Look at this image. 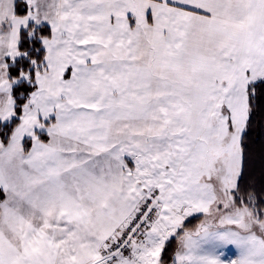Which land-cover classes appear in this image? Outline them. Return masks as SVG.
Returning a JSON list of instances; mask_svg holds the SVG:
<instances>
[{"label": "snow or ice", "instance_id": "obj_1", "mask_svg": "<svg viewBox=\"0 0 264 264\" xmlns=\"http://www.w3.org/2000/svg\"><path fill=\"white\" fill-rule=\"evenodd\" d=\"M0 264H264V0H0Z\"/></svg>", "mask_w": 264, "mask_h": 264}]
</instances>
